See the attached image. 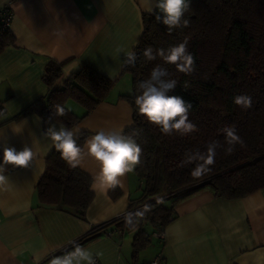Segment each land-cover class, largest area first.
Here are the masks:
<instances>
[{
  "label": "crops",
  "instance_id": "crops-1",
  "mask_svg": "<svg viewBox=\"0 0 264 264\" xmlns=\"http://www.w3.org/2000/svg\"><path fill=\"white\" fill-rule=\"evenodd\" d=\"M5 6L13 13L9 30L15 41L0 52V98L5 110L0 117V163L5 146L17 151L27 146L35 155L27 168L5 166L0 264H52L74 250L60 253L65 246L101 225L107 231L81 245L101 264H145L156 254H161L163 264H264V189L236 199L215 197L207 188L184 196L173 206L174 218L164 227L163 239L148 231L153 234L150 242L136 254L131 247L133 231L117 230L112 223L137 202L135 171L121 178L116 187L120 192L113 198L109 190L93 189L99 166L86 157L77 166L90 178L93 192L85 219L39 205L36 183L54 146L44 137L46 130L37 114L7 120L45 96L44 68L54 60L61 63L56 87L84 65L115 80L104 100L71 129L87 132L85 141L99 129L124 133L132 124V111L124 97L131 92V77L122 72L123 60L141 34L142 13L149 12L145 0H0V8ZM77 105L66 102L67 108L82 115L84 108Z\"/></svg>",
  "mask_w": 264,
  "mask_h": 264
},
{
  "label": "trees",
  "instance_id": "trees-1",
  "mask_svg": "<svg viewBox=\"0 0 264 264\" xmlns=\"http://www.w3.org/2000/svg\"><path fill=\"white\" fill-rule=\"evenodd\" d=\"M189 26L169 32L167 26L156 20L154 14L142 13V31L132 51L137 54L135 66L123 65L122 72L131 77V92L124 95L132 111V124L125 135H135L142 148L141 162L134 169L142 190L137 202L130 205L129 213L150 208L143 217H136L134 226L125 217L112 221L117 230L133 231V254L143 249L152 233H163L164 227L174 218L173 206L184 196L207 188L213 196L225 199L242 198L264 189V0H191L185 13ZM184 40L195 59L191 75L179 72L175 65L160 57L146 61L143 51L147 47L167 49ZM14 36L9 27L0 29V52L13 45ZM160 65L177 81L169 95L182 97L192 105L189 120L198 131L186 136L177 133L163 134L139 114L135 97L137 85L147 80L151 70ZM61 76V63L49 60L45 65L43 81L48 90L45 96L26 105L7 121H17L29 114H37L46 130L48 122H59L68 128L78 124L107 95L115 80L88 65L65 78L60 87L55 84ZM236 95H247L252 106L242 109L233 102ZM68 100L84 108L77 115L66 106ZM55 105L66 109L67 115L54 116ZM5 113L0 98V117ZM226 125H235L243 146L236 144L231 154L225 153L227 144L220 131ZM87 132L75 136L83 146ZM218 140L223 147L217 149L215 164L201 178H193L195 164L183 163L186 154L206 151L207 143ZM91 180L79 168H71L55 147L45 160L44 170L36 183L39 205L53 206L85 219L86 210L93 199ZM118 189L109 190L111 197ZM134 208V209H133ZM147 224L151 232L145 230ZM105 225L94 228L79 240L65 246L60 253L105 233Z\"/></svg>",
  "mask_w": 264,
  "mask_h": 264
},
{
  "label": "clouds",
  "instance_id": "clouds-1",
  "mask_svg": "<svg viewBox=\"0 0 264 264\" xmlns=\"http://www.w3.org/2000/svg\"><path fill=\"white\" fill-rule=\"evenodd\" d=\"M145 10L154 14L158 22L167 26L169 32L176 28L189 26V20L185 19V13L191 8V0H145ZM188 41L170 46L167 49H153L147 47L143 51L146 61H154L160 57L165 63L175 65L176 69L186 75L195 71V59L187 48ZM137 54L135 51L125 53L123 65L135 66ZM122 65V66H123ZM166 68L156 65L147 80L138 83L139 95L135 97V105L140 115L159 128L165 135L177 133L186 136L198 131L196 124L189 120L192 105L182 97L169 95L176 87L177 81L170 79ZM235 105L242 109L252 106V99L247 95H236L233 98ZM54 116L67 115L66 109L61 105H55ZM39 120V117H36ZM81 131L79 128L70 129L63 124L48 122V127L43 133L49 139L55 149L60 152L62 159L71 168L82 165L86 157H91L99 166V171L93 176L92 187L100 192L114 190L122 184V177L134 171L141 162L142 148L137 143L135 135H125L121 130L99 129L85 141L84 146L78 145L75 136ZM220 131L225 136L226 154L234 151L236 144L243 146L242 138L236 133L235 125H226ZM223 147L218 140H213L206 145V151L196 150L186 154L183 163L195 164L191 171L193 178H201L211 171L215 164L217 149ZM32 148L25 146L17 151L14 147L3 148V161L0 163V188L6 185L7 177L4 175L5 166L13 165L27 168L34 159ZM150 211L145 206L143 211L128 213L125 222L134 226L138 221L136 217ZM52 264H95L91 252L76 245L74 250L63 257L53 260Z\"/></svg>",
  "mask_w": 264,
  "mask_h": 264
},
{
  "label": "built area",
  "instance_id": "built-area-1",
  "mask_svg": "<svg viewBox=\"0 0 264 264\" xmlns=\"http://www.w3.org/2000/svg\"><path fill=\"white\" fill-rule=\"evenodd\" d=\"M13 17L12 10L9 6H5L0 8V29L7 28L10 26L11 20ZM154 236L159 238L160 240L163 239V233H153ZM95 260V264H101L96 257H93ZM145 264H163V258L161 254H156L150 260H148Z\"/></svg>",
  "mask_w": 264,
  "mask_h": 264
},
{
  "label": "rangeland",
  "instance_id": "rangeland-1",
  "mask_svg": "<svg viewBox=\"0 0 264 264\" xmlns=\"http://www.w3.org/2000/svg\"><path fill=\"white\" fill-rule=\"evenodd\" d=\"M77 106H79V105H77ZM138 186V185H137ZM138 193H139V195H141V193H142V190H141V188L138 186ZM146 227V229H147V231H150L151 230V227H150V225L149 224H147V226H145Z\"/></svg>",
  "mask_w": 264,
  "mask_h": 264
}]
</instances>
